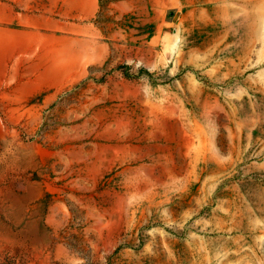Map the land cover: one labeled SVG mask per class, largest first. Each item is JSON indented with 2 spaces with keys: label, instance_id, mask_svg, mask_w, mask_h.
Instances as JSON below:
<instances>
[{
  "label": "rangeland",
  "instance_id": "rangeland-1",
  "mask_svg": "<svg viewBox=\"0 0 264 264\" xmlns=\"http://www.w3.org/2000/svg\"><path fill=\"white\" fill-rule=\"evenodd\" d=\"M0 264H264V0H0Z\"/></svg>",
  "mask_w": 264,
  "mask_h": 264
}]
</instances>
